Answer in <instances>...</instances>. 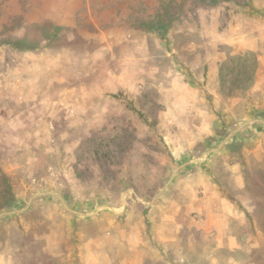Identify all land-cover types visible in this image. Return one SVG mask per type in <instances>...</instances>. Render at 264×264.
<instances>
[{
	"label": "rangeland",
	"instance_id": "obj_1",
	"mask_svg": "<svg viewBox=\"0 0 264 264\" xmlns=\"http://www.w3.org/2000/svg\"><path fill=\"white\" fill-rule=\"evenodd\" d=\"M261 108L264 0H0V264H264Z\"/></svg>",
	"mask_w": 264,
	"mask_h": 264
},
{
	"label": "crops",
	"instance_id": "obj_2",
	"mask_svg": "<svg viewBox=\"0 0 264 264\" xmlns=\"http://www.w3.org/2000/svg\"><path fill=\"white\" fill-rule=\"evenodd\" d=\"M261 67H259L258 68V76L260 75V73H261ZM261 79H259V77H258V84L259 83H261ZM261 110H264V109H262L261 108ZM249 123H251V126H249L246 130H245V132L247 133V132H251V131H255V132H258L260 129H259V127L257 128L256 127V125H258V126H263L264 125V119H262V118H253V119H251V120H249L248 122H246V123H244L245 125H247V124H249ZM262 130V129H261ZM263 131V130H262ZM261 131V132H262ZM263 133V132H262ZM232 139V140H231ZM230 140H229V144L230 143H233L234 141H233V138H231ZM252 140L251 139H248L247 141H245V147H246V149H247V147H249V146H246V145H249V143L251 142ZM257 143V142H256ZM257 148H258V144H257Z\"/></svg>",
	"mask_w": 264,
	"mask_h": 264
},
{
	"label": "water",
	"instance_id": "obj_3",
	"mask_svg": "<svg viewBox=\"0 0 264 264\" xmlns=\"http://www.w3.org/2000/svg\"><path fill=\"white\" fill-rule=\"evenodd\" d=\"M244 125H245V124L241 125L239 128L235 129V131H237L238 129H240V128L243 127ZM229 137H230V136H229ZM208 153H209V152H207L206 155H208ZM194 161H196V160L189 161V162L185 163V164L182 165V166H186V165H188L189 163H192V162H194ZM40 195H41L40 193L34 195V197L31 198L30 203H31V202H32L37 196H40ZM30 203H29V204H30ZM67 207H68V206H67ZM9 213H13V211H11V212H6V213H2V214H0V217L3 216V215L9 214Z\"/></svg>",
	"mask_w": 264,
	"mask_h": 264
},
{
	"label": "trees",
	"instance_id": "obj_4",
	"mask_svg": "<svg viewBox=\"0 0 264 264\" xmlns=\"http://www.w3.org/2000/svg\"><path fill=\"white\" fill-rule=\"evenodd\" d=\"M229 145H230V146H232V145H233V143H230ZM7 186H8V185H7Z\"/></svg>",
	"mask_w": 264,
	"mask_h": 264
}]
</instances>
